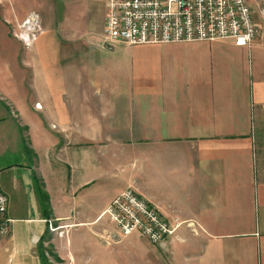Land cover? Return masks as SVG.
Wrapping results in <instances>:
<instances>
[{
    "label": "crops",
    "instance_id": "crops-1",
    "mask_svg": "<svg viewBox=\"0 0 264 264\" xmlns=\"http://www.w3.org/2000/svg\"><path fill=\"white\" fill-rule=\"evenodd\" d=\"M255 4L252 16L263 22L264 0ZM32 15L43 33L27 49L13 31ZM105 20V0L0 6V191L9 220L0 264H41L36 248L52 225L67 228L62 239L50 233L51 264H73L82 241L109 247L116 235L100 215L128 188L184 223L170 242L136 250L138 263L264 264V75L256 61L248 81L252 51L264 52L260 27L249 49L229 40L93 45ZM170 46L194 54L191 76L165 75L159 86L119 88L94 57L95 48ZM84 227L76 242L71 231Z\"/></svg>",
    "mask_w": 264,
    "mask_h": 264
},
{
    "label": "built area",
    "instance_id": "built-area-1",
    "mask_svg": "<svg viewBox=\"0 0 264 264\" xmlns=\"http://www.w3.org/2000/svg\"><path fill=\"white\" fill-rule=\"evenodd\" d=\"M11 0H0V6ZM102 38L107 46L126 47L229 40L249 49L257 36L249 0H105ZM43 33L37 16L15 24L13 36L29 49ZM7 197L0 191V240L9 232ZM100 218L114 225L116 237L139 236L151 246L170 242L183 222L167 221L158 210L128 188L116 196ZM66 226H49L58 239ZM109 237V235H107Z\"/></svg>",
    "mask_w": 264,
    "mask_h": 264
},
{
    "label": "rangeland",
    "instance_id": "rangeland-1",
    "mask_svg": "<svg viewBox=\"0 0 264 264\" xmlns=\"http://www.w3.org/2000/svg\"><path fill=\"white\" fill-rule=\"evenodd\" d=\"M255 1L251 0L249 4L254 12L257 9ZM253 18L255 24L260 27L261 33L264 36V21L262 22L255 14ZM91 36L93 38V45H99L103 41L102 32L101 34L98 33V35ZM88 37L89 35L85 36V39L89 40L87 39ZM259 43L264 44L261 40H259ZM101 45L103 46V44ZM102 48L103 50L101 51L95 48L96 53L94 57L100 66V70L105 75L118 79L117 86L119 88L126 90L135 86L143 88L147 86V82L150 80H156L157 83H155V86H159L162 81L161 79L165 75L175 80L178 78H186L187 75L191 76L194 54L190 51L175 49L171 46L167 48L158 47L159 49L154 47L155 49L133 50L122 47H114L111 50ZM252 54L251 71L248 74V81H253L257 76L255 72V69H257L255 68V61L257 65H260L261 73L264 75V52L252 51ZM205 58H210V55L206 54ZM110 85L108 84L107 86ZM102 222L103 224H108V228L117 233L114 225L108 223L107 219L104 218ZM87 229V227H84L71 231V236H77L75 239L76 242L80 239L83 240V234ZM138 237L136 235H132L126 239L116 237L111 240L113 242L107 248H101V243L97 240L92 242L90 246L82 241L81 244L85 245V247L79 249L77 253L74 252L73 246L71 248L75 257L73 264H98L99 262L102 264H140L137 261L139 259L141 260L143 256L137 254L136 250L151 247V245L142 239L139 240Z\"/></svg>",
    "mask_w": 264,
    "mask_h": 264
},
{
    "label": "trees",
    "instance_id": "trees-1",
    "mask_svg": "<svg viewBox=\"0 0 264 264\" xmlns=\"http://www.w3.org/2000/svg\"><path fill=\"white\" fill-rule=\"evenodd\" d=\"M39 192L40 194H42L41 190ZM45 206H46L45 208H47V205ZM50 235L51 234L47 230L44 236L40 238L36 248V253L40 259L41 264H51L50 259L54 261H58L53 254L52 247L50 246V241H51Z\"/></svg>",
    "mask_w": 264,
    "mask_h": 264
}]
</instances>
